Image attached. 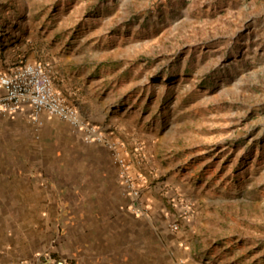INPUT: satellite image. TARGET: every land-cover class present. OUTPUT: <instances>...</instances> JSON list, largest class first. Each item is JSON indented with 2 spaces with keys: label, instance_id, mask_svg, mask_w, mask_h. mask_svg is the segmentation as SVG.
<instances>
[{
  "label": "rangeland",
  "instance_id": "374dc122",
  "mask_svg": "<svg viewBox=\"0 0 264 264\" xmlns=\"http://www.w3.org/2000/svg\"><path fill=\"white\" fill-rule=\"evenodd\" d=\"M19 62L43 64L98 139L0 117V264H103L60 197L95 162L81 144L138 192V251L264 264V0H0V72Z\"/></svg>",
  "mask_w": 264,
  "mask_h": 264
},
{
  "label": "crops",
  "instance_id": "0c3cea01",
  "mask_svg": "<svg viewBox=\"0 0 264 264\" xmlns=\"http://www.w3.org/2000/svg\"><path fill=\"white\" fill-rule=\"evenodd\" d=\"M48 119L51 122L59 121L54 117ZM81 145L85 146V150L87 149L90 154H94L95 162L87 166L90 168V172L84 176L83 185L78 187L71 188V185L75 186V184H78L79 179L75 175L76 170L74 168L72 170L69 169L70 173L72 171L71 178L69 177V181L61 180L62 186L60 185V187L64 191L60 197L64 199V209L73 211L75 215L79 216L77 224L88 231L92 230L91 238L94 243L96 244V239L98 241L102 240V242H99L98 247H102L100 256L103 264H168L165 255L151 253L153 249L145 253L143 249L138 251V246L136 248L132 246L135 241L132 242L133 240L131 239L138 240L146 233L148 234L149 230L153 228L152 223H148L145 220L142 221L139 218L133 194L124 187V183H120L119 171H116L115 168V172L111 171L113 168L108 166L109 160L104 159L107 155L103 154V147L100 145ZM98 155L101 159L97 158ZM120 184L122 188H120ZM113 236L123 238L127 242L129 241L128 245L121 248V252H119L120 250L117 251L115 249L116 246L112 244ZM158 241L161 253L163 252L162 249L168 248V243L167 240H165L166 243L162 239ZM170 241L174 250H180L179 248L183 247L184 241L182 237ZM151 243L152 241L147 244L151 246ZM131 248L135 251L128 252ZM149 248L151 249L152 247ZM193 255H195V252L193 253L192 250H188L187 253L183 254L187 264H194L195 261H192Z\"/></svg>",
  "mask_w": 264,
  "mask_h": 264
},
{
  "label": "built area",
  "instance_id": "2783aa9c",
  "mask_svg": "<svg viewBox=\"0 0 264 264\" xmlns=\"http://www.w3.org/2000/svg\"><path fill=\"white\" fill-rule=\"evenodd\" d=\"M46 114L68 122L75 129L87 130L86 140H96L94 129L82 119L77 108L68 104L56 91L45 66L38 62H19L5 72H0V117L37 122ZM98 139V138H97ZM127 179L128 177L123 174ZM129 182V180H127ZM127 182V183H128ZM133 196H139L134 191ZM170 228L179 229L177 222Z\"/></svg>",
  "mask_w": 264,
  "mask_h": 264
},
{
  "label": "water",
  "instance_id": "95a60500",
  "mask_svg": "<svg viewBox=\"0 0 264 264\" xmlns=\"http://www.w3.org/2000/svg\"><path fill=\"white\" fill-rule=\"evenodd\" d=\"M61 264V263H60Z\"/></svg>",
  "mask_w": 264,
  "mask_h": 264
}]
</instances>
